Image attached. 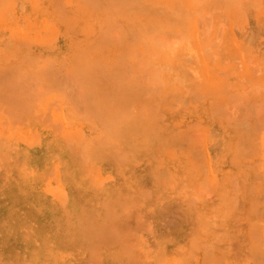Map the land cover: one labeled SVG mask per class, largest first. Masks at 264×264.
Here are the masks:
<instances>
[{
	"label": "rangeland",
	"instance_id": "obj_1",
	"mask_svg": "<svg viewBox=\"0 0 264 264\" xmlns=\"http://www.w3.org/2000/svg\"><path fill=\"white\" fill-rule=\"evenodd\" d=\"M69 1L70 0H58V2H62L61 4L59 3L60 6L63 4L61 7L57 6L58 9L62 8L61 10H66L72 7L74 8L72 13L63 11L66 15H62L58 11H55L58 9H56L57 7L53 2H56L57 5V0H46L49 9H51V16H49V18L53 20L52 22L54 25L55 23L58 25V27L56 26L52 31L54 35L49 37L45 31H43L40 36H36L32 34L33 32L30 30L31 26L32 29L40 32L43 24L39 17V11L34 9L35 6H32V4L35 3L34 0L0 1V71L4 73V77L7 76L5 75L7 72L5 69L8 66L11 68L10 65H12L13 67L10 69V75L8 74L9 72L6 73L8 74L7 77L10 78L11 76L10 79L12 81H14L13 79L18 81L19 75L20 79L18 82H20V86H26L27 90H25L26 87L23 86L25 88L24 91L29 92V94H25L24 91L20 92L22 94L20 98L18 97L17 99L18 104H12L10 99H6V96L8 95V97H11L14 94L13 90H17L20 87L14 86V88L6 84L10 88L8 87L9 90L5 91L7 89L5 88L7 87L5 83H8L6 80L9 81L10 79L2 78V73L0 72V79L6 81L3 82V80H0V82H2L0 83V87H2L0 89L2 90L0 91L2 94H0V264H170L171 262L172 264H201V262H205L201 261V259L204 258L205 255V258H207V254H211L209 261L213 260L214 264H264V220L261 219L264 218V214H262L264 212V198L262 197L264 196L262 195L261 197L259 193V196L257 195L259 190L262 191V185L264 186V0H174V2H178L176 4L172 2L173 0H153V2L150 0H134V2L130 0L132 1L131 3L129 0H122V5L120 6L121 1L118 6V9L121 8V10H118L121 14L115 11L117 8L114 10H112V8H110L111 10L109 9V5L111 4L110 0L108 6L105 1H100L102 4L98 3V5L93 6L96 12L92 9L93 7H91V4H83L79 2V0H71V3ZM126 1L130 4H127ZM154 1L156 2L153 5ZM169 4H171V6L173 4L174 7L177 6L176 11L175 8L172 9ZM186 6H188V9L185 8ZM122 7L124 9H122ZM196 11H199L198 13L200 14H194ZM56 17L62 19L60 23L59 19ZM205 19L209 20L207 21ZM66 25L68 27L67 30V27L63 29V26ZM152 25H154L155 28H153L154 26ZM69 29L71 30L68 31ZM171 30L172 33H170L169 36L168 34ZM114 31L117 32L118 35ZM166 32H168V34ZM13 34H19L17 39L22 45L17 43V40L15 41L12 39L11 36ZM154 35L160 36V40ZM176 35L177 37H180V35H183V38L184 36L185 38L187 37V40L185 38V40L183 38L181 39L187 41L188 44L180 40L182 44L179 45L174 42L177 45H173L171 43L173 42L171 36L176 37ZM130 36L135 38L133 39ZM151 36L153 41L156 37L160 44L168 37L167 41L169 44L166 41V45L168 44V46H163L165 45L164 41L163 44L159 46L168 49H159V42H153L150 39ZM163 36H165V38H163ZM177 37L175 39H180ZM152 42L155 43V45ZM41 43L42 45L40 46ZM75 43H79V45ZM156 44L157 47H155ZM171 44L173 47L175 46L174 48L176 49L174 51L172 50L174 55L171 52L173 56L168 52L171 51L169 48V45L170 47L172 46ZM183 45L187 46L183 48ZM177 46L178 48H176ZM179 46H181V48ZM161 49L163 50L161 51ZM179 49L182 52L186 49L187 53L185 52L184 55ZM152 54L156 55L155 57L157 59L152 58ZM181 55L184 56L178 58ZM74 56H78L80 59L83 58V60H80L82 65L94 61L97 64L96 72L94 69V73L96 74L101 71V74L105 75L115 69V65H111L112 63L117 64L116 66L121 64L123 68L119 67V70L121 69L122 71L126 69L127 71L132 70V68L135 69L133 66L137 64L141 65H139L141 68L140 70H144V66L146 67L145 64L148 66L150 64H152V66L158 64V66L160 65V67L166 71L160 73L162 76H160V80L162 81L163 79V84H165L167 79L169 81V78L174 81L178 79H176V76L180 78L182 76L180 72L182 68L180 69V67H183V74L184 70L187 68V70L190 69L192 73L189 72L186 74H198L196 75L199 77L198 81L201 79L200 82L204 83V86L205 84L207 85L205 88L209 90V92H206L207 90L203 89V85L200 86V83L197 81L198 84H194L200 88L197 87L195 90L196 86L194 85L195 87L192 89L195 91H188V89L192 87L193 81L195 82L196 79V77L194 79L191 75L190 78H193L192 83H190V78L188 80L189 75L188 77L185 75L187 79L185 78L183 80L189 81H187L188 83L185 81V84L189 86L190 83L191 86H189L187 91L194 93L193 96L190 93L187 94L188 97L184 96L187 85L185 88L183 85L182 87L179 85L184 81L179 80L180 83L178 86L177 83H175L178 81H173V84L168 86L170 82L172 83L170 80V82L167 81L168 84L160 86L159 83L161 81L159 80L160 82L158 85V77L156 79L158 73L155 71L163 70L156 66L153 67L156 69H154V71L152 70L156 75L153 74L154 76L151 77L148 71L147 73L150 78L156 79L157 82L156 80H150L149 77L145 78V76H148L146 75L145 68V76L144 74L143 76L147 80L145 82H148V84H143L145 79L142 80V74H139V78L136 79V82L131 78L133 75H131L130 71H128L130 73L129 78H127L129 73H122L121 78H125L126 76V83L122 81V83L119 82V85L121 83L119 88L121 90H126L130 84L136 82L135 88H132L133 85L130 87L132 90L136 89L137 91H132L129 87L128 89H130L131 92H129L130 94L128 93V97L132 94L134 96H130L131 98L128 99L127 97L122 98L121 95H123L124 92L117 93V95L119 94L118 97L115 95L117 104L114 102L115 104L112 105L114 97L110 98L109 101H105L106 99L103 100L104 97L102 94L95 93L96 89L99 88V86L101 87L103 83L99 82L97 79L87 82L86 75L84 74L85 71L82 69L77 59L74 61ZM211 56H216V58H212ZM208 57L213 59L214 64H212V60L210 61L211 64H209L210 59ZM132 63H134V65H132ZM177 64V68L180 70L175 67ZM17 65H19L20 68L22 67V69L19 70V66ZM130 65L131 68H127V66ZM138 65L136 66V70L139 68ZM167 67L168 69H172V71L173 68H176L174 70L177 74L170 72V69L168 71ZM9 68L6 70H9ZM14 69L18 71L15 73L13 71ZM56 70L58 75L61 73L59 77L58 75H52L56 74ZM133 70L132 72H134ZM51 72L52 74H50ZM167 72L170 73L171 77L173 75H175V77L171 78ZM62 74L66 78L61 76ZM203 74L206 76L204 77ZM210 74H212L211 78H209ZM27 77L30 80H28ZM140 77L142 78L140 79ZM164 77H166V80H164ZM56 78V81L59 83L63 81L67 83L69 80L66 86H70L66 88L63 86L65 84L62 83L61 87V84L58 85L59 83H55L56 81L54 79ZM121 78L120 80H122ZM131 79L134 81L132 82ZM129 80H131L130 84ZM150 81H154L155 83H153L155 86L152 82L149 86ZM30 82L34 84L35 87L33 85V88H31L30 86L32 84ZM73 82L76 87L72 88V85L74 86ZM52 83L55 84V86L52 85ZM222 83L225 88L222 87ZM224 83H227L228 86L227 84V87L224 86ZM218 84H221L223 90ZM2 85L5 87L3 88ZM28 85L30 86L28 87ZM108 86H110V84ZM147 86L149 90L152 88L151 90L154 91L151 92V90L149 91L148 89L146 91L145 89L148 88ZM156 86H158V90H156L157 88L155 89ZM60 87H65L64 89L69 90H65L64 92V89H59ZM69 87L74 89L73 93L71 91L72 89ZM91 87H93V90L88 93ZM121 87L125 88L123 89ZM219 88L221 90H218ZM10 89L13 91L12 94L9 93ZM33 89H35V91ZM250 89L257 93V96L254 94V97L256 98L255 101L258 103H249V101L245 103L247 107H249L248 104L252 105L253 109H251V111L255 110V108L259 110L255 114L252 113L254 111H248L251 105L248 109L246 107L247 111L244 109L245 105L240 106V108L244 110H241L242 112H247L245 113L246 115H244V120L246 118L250 120V123H248L249 125L254 122L251 127L247 124L249 128L245 126L247 123L246 121L244 122L242 119L243 121L241 122L242 125H244L243 130L246 132L242 131L244 135L248 134L249 130L251 134L249 133L248 135L252 137V140L248 138L249 136L244 137L245 141L249 139L250 142L248 146H252L251 149L250 147L247 148V146H242V148L244 150H253L252 155L253 153L255 154V156L248 155L249 157L246 155L247 157L244 158V152V156L237 153L241 148L237 150L234 136L236 135L237 127L239 126L240 128V126H242L240 123L241 120L236 118L237 116L239 118V112H241L238 106L240 103L238 102L244 103L243 99L246 98V101L248 95H246L242 101H240L241 98L236 100L238 101L237 107H231L234 103L232 105L229 104L231 106L228 104V106H225L224 104V107H221H230L231 109L228 108L227 111L229 113L225 111L226 108L218 109V107L222 104L220 103V99L223 100L222 102H230V100L227 99L229 96L227 95L228 93H225L226 97L223 94L221 95L220 91L229 92V94H234L233 92L236 94L239 92L240 97L241 91H243L245 95ZM198 90L199 92H197ZM216 90H218L217 93ZM66 91L67 93L68 91L71 92L67 94ZM78 91L80 92L79 95L83 103V107L81 106L82 113L79 112L77 109L78 107H75L78 101ZM84 91H86L87 94H85L86 92ZM145 91L147 93H145ZM196 92L200 93L199 96L196 95ZM210 92H213L212 94L214 97H212ZM4 93H9L11 96L7 94L5 96L6 98L3 99ZM71 93L75 94V96L73 95L72 97ZM29 95L31 98H28ZM88 95L91 97L89 98ZM190 95L193 98L194 96L196 97L193 99ZM25 96L30 100L29 103L27 99L26 101L23 99ZM48 96L49 98L51 97V99H49ZM251 96H253V94ZM119 97L120 99H118ZM182 97L184 99H182ZM32 98L36 103H31ZM80 98L78 97L81 102ZM233 98H231V100H233ZM19 99L20 103L23 104H21L22 106L19 104ZM208 99L209 101L212 100L211 102L214 103L213 106L211 102H207ZM252 99L253 98H251V102L254 101ZM5 100L9 101V104ZM213 100L219 101V105L215 104L216 102ZM47 101L48 103H46ZM50 101H53L52 104ZM23 102L27 105L31 103L30 106L32 107L28 105V108H33L30 110L31 112H28L29 109L24 106L25 104ZM49 102L50 105L55 104L56 106L54 105L48 108L50 118H47L48 114L46 113L48 111L46 110ZM72 102L76 104L74 105ZM203 103H205V106ZM32 104L37 105L33 106ZM208 104L210 105L208 106ZM253 104L257 105L258 108ZM129 105L131 109L129 108L127 111L126 109H128ZM133 105L134 107H132ZM137 105L141 107L138 108L140 110L139 113L143 110L142 106L145 105L144 112L150 120H148V118L145 120V113H138ZM177 105L180 106L178 107ZM234 105L236 106V103ZM126 106L128 107L125 108ZM18 107L22 109L25 107L28 111H24V113L22 112L23 110ZM36 107L37 109H34ZM62 107H64V109ZM67 107H69L70 111L69 109L67 110ZM123 107L125 110H123ZM170 107L171 109H169ZM215 108L217 112L214 111V113L211 110ZM79 109L81 108L79 107ZM120 109H122L121 112ZM179 109H183L184 111H178ZM34 110L36 111L34 112ZM73 110L75 113L72 112ZM198 110L201 113H199ZM45 111L46 113L44 116L43 113ZM192 111H194L195 114H193ZM177 112H179V114ZM209 112H211V115ZM219 112L222 113V115L223 113L227 115L221 116ZM212 113H218V116H216L217 114L214 116ZM250 113L252 115H250ZM73 114L78 118H76L75 115L73 116ZM137 114H139V116ZM43 116L44 119L46 118V121L42 118ZM242 117L241 115V118ZM250 118H253L252 121ZM41 119L45 122L42 123L43 121L41 122ZM233 119L239 121L237 122L239 125L236 123L238 125H236V129L235 126L233 128V126L230 127L228 124L229 120L230 122L232 121V124H235L233 123L235 122ZM137 120L139 122H137ZM143 120L147 123H152L151 126V123L148 124L150 126L149 131L152 133L148 130L144 132L148 127H146L147 124L145 122V124L143 123ZM133 121H136L137 125L135 122L133 123ZM140 122L142 123L140 124ZM134 126H136L135 130L132 129ZM66 127L68 128L66 129ZM137 127L138 129H136ZM151 128L153 129L152 131ZM155 128L157 131H155ZM246 129L248 130L246 131ZM138 130L140 132H138ZM190 131H192L193 134L192 132L190 133ZM240 132L241 131H239V133ZM145 133L152 135V138L149 135L150 138L144 136ZM185 134H187L186 137H184ZM240 135L242 138L243 136L241 133ZM76 136L78 139L75 138ZM62 137L63 140L68 141V143L64 141L61 142ZM103 137H105L104 139L106 140V137H108V139L110 138L111 142L107 140V144L104 146L105 141ZM180 137L188 141H183ZM150 139L153 140L150 141ZM233 139L236 146H234V144L232 145V143H234L232 141ZM236 139L239 138L237 137ZM180 140L183 141L184 144ZM179 141L185 146L183 149H179L182 148L178 145L180 143ZM120 142H125L123 144L124 146L120 145ZM198 142H200L199 146ZM196 143L198 147H194ZM241 143L239 141L238 144ZM64 144H69L68 150L66 148L67 145L65 146ZM111 144L115 145L113 146ZM165 144L169 147H165ZM246 144L244 143V145ZM235 147L236 150L233 151ZM238 147H240V145ZM22 148L25 149L23 150ZM158 148L159 150L161 148V150L157 151ZM195 148L198 149L195 151ZM172 149L174 151H172ZM198 150L201 151L199 152ZM193 151L196 153L192 155ZM171 152L174 153L173 155H176V157L174 156L175 159L171 158L173 156L169 154ZM249 153L251 152H247V154ZM78 154H81V157H83L80 158ZM197 154H199V156ZM235 155L236 158L234 159ZM197 156L203 159L200 160ZM24 163H26L25 166ZM56 167H58V169ZM241 167L244 168L241 169ZM52 169L54 173H56L55 176ZM261 169H263V171ZM230 175L233 176V178ZM215 177L217 179H215ZM177 179H179L181 183L178 182L179 180ZM230 179H232V181ZM252 179L255 182H253ZM56 181H58L57 183L60 185H58ZM200 181L204 183L209 182L208 184L211 186L209 188L214 187L210 189L214 191H210L208 190L209 188L206 189L208 186L207 183L206 187L205 185L203 186V189H206L207 192L210 191L212 195L209 192L207 193L208 196H206V190L204 191L202 188L198 187V185L201 184ZM195 182H199L200 184L198 183L197 185ZM231 182L235 183L232 184ZM216 183H218L217 186ZM98 185L104 186L100 188ZM233 185L235 187L231 189ZM249 186H253V188L250 187V189ZM231 190L236 192L234 193ZM261 191H259L261 194L264 193ZM243 192L246 194L244 195ZM47 195L49 197H47ZM192 196L194 197V201L191 199ZM204 196L206 198H204ZM232 197L233 199L236 198L234 202L233 199L232 201L230 199ZM190 200L191 202L193 201V203H188ZM261 210L263 211L260 213L259 211ZM246 225L248 227L252 225L255 226V228L250 227L255 229L254 232L253 229L249 231L255 234H251L254 238L257 235L256 231L260 228L257 233L261 232L258 233L261 235H259L260 237L257 235L258 238L255 239L259 240L261 238L259 240L261 242H255L254 238L253 242V239L251 240L252 236L250 234L251 237L247 236L248 230L246 231ZM213 234L216 237H213ZM212 237L215 239L217 238V240L215 241ZM251 243L254 245L257 243L256 250ZM246 245L249 249L251 247L250 252ZM259 248L261 252H259ZM202 249H205V251L203 252ZM33 251L36 252L34 253ZM32 255L33 257H31ZM212 255L215 260L212 258ZM218 257H220V259ZM213 263L211 262L209 264Z\"/></svg>",
	"mask_w": 264,
	"mask_h": 264
},
{
	"label": "bare ground",
	"instance_id": "obj_2",
	"mask_svg": "<svg viewBox=\"0 0 264 264\" xmlns=\"http://www.w3.org/2000/svg\"><path fill=\"white\" fill-rule=\"evenodd\" d=\"M0 1H1V0H0ZM34 1H35V3L32 4V6H35L34 9H35V10L37 9V10L39 11V17H40V20H42V23H43V24H42V30H41L40 32H38V31L32 29L31 26H30V30L33 32L32 34H34V35H36V36H40V35L43 33V31H45V32L48 34V37L51 36V35H54V33H53L52 31L54 30V28H55L56 26L58 27V25H56V23H55V25H54V23L52 22L53 20L49 18V16H51V9H49L48 2H46V0H37V1L34 0ZM47 1H48V0H47ZM52 1H54V0H52ZM55 1H56V0H55ZM61 1H62V0H61ZM64 1H65V0H64ZM70 1H71V0H70ZM70 1H69V2H70ZM74 1H76V0H74ZM100 1H102V2L105 1V2L107 3V6H108V4L110 3L109 0H79V2H81V3H83V4H87V3H88V4H91V5H92L91 7L98 5V3H101ZM110 1H111V4L109 5V9L112 8V10H114V9L117 8V10H115V11L118 12L119 14H121L120 11H118V10H121V8L118 9V8H119L118 6H119V4H120V2H121L122 0H110ZM129 1H130V0H129ZM138 1H139V0H138ZM138 1H137V2H138ZM150 1L153 2V0H150ZM175 1H176V0H175ZM57 2H58V0H57ZM108 2H109V3H108ZM124 2H125V1H124ZM127 2H128V1H126V3H127ZM131 2H132V1H130V3H131ZM133 2H134V0H133ZM152 2H151V3H152ZM155 2H156V1H154L153 5L155 4ZM172 2L175 3V4L178 3V2H174V0H173ZM59 3L61 4L62 2H58L57 5H56V2H53V4H54L56 7H57V6H58V7L60 6ZM70 3H71V2H70ZM72 3H73V2H72ZM122 3H123V1L121 2L120 6L122 5ZM126 3H125V4H126ZM130 3H127V4H130ZM19 4H21V3H19ZM53 4H52V7L54 8V5H53ZM101 4H102V3H101ZM132 4H134V3H132ZM175 4H174V5H175ZM179 4H180V3H179ZM184 4H185V3H184ZM62 5H63V4H62ZM62 5H61V6H62ZM75 5H76V4H75ZM123 5H124V4H123ZM151 5H152V4H151ZM153 5H152V6H153ZM156 5H157V3H156ZM159 5H160V4H159ZM169 5L171 6V4H169ZM180 5H182V4H180ZM32 6H31V8H32ZM61 6H60V7H61ZM68 6H69V5H68ZM76 6H77V5H76ZM76 6H75V7H76ZM124 6H126V5H124ZM129 6H131V5H129ZM200 6H201V5H200ZM213 6H214V5H213ZM217 6H218V5H217ZM56 7H55V8H56ZM58 7H57L56 9H58ZM131 7H132V6H131ZM154 7H156V6H154ZM168 7H169V6H168ZM171 7H172V9L175 8V11H176V7H177V6L174 7L173 4H172ZM182 7H183V6H182ZM187 7H188V6H186L185 8H187ZM214 7H215V6H214ZM69 8H70V7H69ZM199 8H200V7H199ZM199 8H198V9H199ZM215 8H216V7H215ZM22 9H23V8H22ZM32 9H33V8H32ZM61 9H62V8H60V9H58V10H55V11H58V12H59L60 14H62V15H66L65 12H63V11H66V12H69V13H72V12L74 11V8H73V7L70 8V9H66V10H61ZM63 9H64V8H63ZM83 9H84V8H83ZM92 9L94 10V7H93ZM107 9H108V8H107ZM122 9H124V8L122 7ZM170 9H171V8H170ZM187 9H188V8H187ZM20 10H21V9H20ZM110 10H111V9H110ZM192 10H193V9H192ZM21 11H22V10H21ZM94 11H95V10H94ZM122 11H123V10H122ZM122 11H121V12H122ZM159 11H160V10H159ZM170 11H172V10H170ZM173 11H174V10H173ZM177 11H178V8H177ZM185 11H186V10H185ZM36 12H37V11H36ZM95 12H96V11H95ZM141 12H142V11H141ZM198 12H199V11H198ZM198 12L196 11V13H194V14H198V15H199L200 13H198ZM203 12H205V11H203ZM203 12H202V13H203ZM8 13H9V12H8ZM75 13H76V12H75ZM143 13H144V11H143ZM145 13H146V11H145ZM162 13H163V12H162ZM172 13H173V12H172ZM174 13H176V12H174ZM185 13H186V12H185ZM5 14H6V13H5ZM78 14H79V12H78ZM86 14H87V13H86ZM91 14H92V13H91ZM164 14H165V13H164ZM170 14H171V13H170ZM9 15H10V14H9ZM185 15H186V14H185ZM6 16H7V15H6ZM177 16H178V15H177ZM208 16H209V15H208ZM208 16H207V17H208ZM205 17H206V16H205ZM52 18H53V17H52ZM56 18L59 19V23H60V20H62V19L59 18V17H56ZM202 18H203V17H202ZM107 19H108V18H107ZM215 19H216V18H215ZM155 20H156V19H155ZM159 20H160V19H159ZM205 20H207V19H205ZM208 20H209V19H208ZM208 20H207V21H208ZM157 21H158V20H157ZM157 21H156V22H157ZM174 21H175V20H174ZM174 21H173V23H174ZM118 23H119V22H118ZM151 23H152V22H151ZM157 23H158V22H157ZM208 23H210V22H208ZM63 24H64V23H63ZM163 24H164V23H163ZM168 24H169V23H168ZM170 24H171V22H170ZM155 25H156V24H155ZM116 26H117V25H116ZM119 26H120V25H119ZM152 26H154V25H152ZM200 26H201V24H200ZM64 27L66 28L67 25H66V26H63V29H64ZM104 27H105V26H104ZM148 27H149V26H148ZM148 27H147V28H148ZM156 27H157V26H156ZM179 27H180V26H179ZM71 28H72V27H71ZM94 28H95V26H94ZM149 28H150V27H149ZM149 28H148V29H149ZM153 28H155V26H154ZM153 28H152V29H153ZM180 28H181V27H180ZM67 29H68V27L66 28V30H67ZM72 29H73V28H72ZM120 29H121V28H120ZM57 30H58V29H57ZM66 30H65V31H66ZM70 30H71V29H69L68 31H70ZM149 30H150V29H149ZM172 30H173V29H172ZM172 30H171V32H169V34H168V32H166V33L170 36V33H172ZM65 31H64V32H65ZM111 31H112V29H111ZM115 31H117V30H115ZM115 31H114V32H115ZM120 31H121V30H120ZM122 31H123V30H122ZM147 31H148V30H147ZM176 31H177V30H176ZM178 31H179V29H178ZM109 32H110V31H109ZM148 32H149V31H148ZM158 32H159V31H158ZM158 32H156V33H158ZM163 32H165V31H163ZM173 32H174V31H173ZM56 33H58V32H56ZM111 33H112V32H111ZM115 33H117V32H115ZM115 33H114V34H115ZM159 33H160V32H159ZM166 33H165V35L167 36ZM181 33H183V32H181ZM181 33H179V34H181ZM184 33H186V32H184ZM130 34H131V33H130ZM145 34H146V33H145ZM154 34H155V33H154ZM174 34H175V33H174ZM174 34H172V35H174ZM179 34H178V35H179ZM18 35H19V34H13L11 37H12L13 40H15V41L17 40V43H20V42L18 41V39H17ZM108 35H109V33H108ZM117 35H118V33H117ZM131 35H132V34H131ZM159 35H160V34H159ZM32 36H33V35H32ZM60 36H61V35H60ZM114 36H115V35H114ZM134 36H135V35H134ZM154 36H157V38H159L158 40H160V36H161V35H160L159 37H158V35H154ZM154 36H153V37H154ZM30 37H31V36H30ZM130 37H131V36H130ZM161 37H162V36H161ZM176 37H177V35H176ZM176 37L171 36V39L173 38V40H172L173 42H171V43H172L173 45H175V46H176L177 44H179V45L182 44L180 40H183V39L185 38V36H184V38H183V35H182V36L180 35V37L178 36L180 39H175ZM178 37H177V38H178ZM112 38H113V37H112ZM131 38H133V37H131ZM134 38H135V37H134ZM134 38H133V39H134ZM157 38L155 37V38H154V41H153V40H152V36L150 37V39H151L153 42H155V43H158V42H159V41L157 40ZM163 38H165V36H163ZM181 38H183V39H181ZM186 38H187V37H186ZM186 38H185V39H186ZM193 38H194V37H193ZM65 39H66V38H65ZM109 39H110V38H109ZM126 39H127V38H126ZM167 39H168V37H167L165 40H163V41L165 42V45H163V46H168L169 42L167 41ZM169 39H170V38H169ZM185 39H184V40H185ZM31 40H32V39H31ZM116 40H117V39H116ZM128 40H129V39H128ZM155 40H156V41H155ZM174 40H175V41H174ZM178 40H179V43H178ZM184 40H183V42H184V43H185V42L187 43V41H184ZM186 40H187V39H186ZM4 41H5V40H4ZM8 41H9V40H8ZM15 41H14V42H15ZM35 41H36V39H35ZM50 41H51V40H50ZM50 41H48V42H50ZM82 41H83V40H82ZM112 41H113V39H112ZM114 41H115V40H114ZM157 41H158V42H157ZM161 41H162V40H161ZM163 41L161 42V44H163ZM166 41L168 42L167 45H166ZM170 41H171V40H170ZM31 42H32V41H31ZM149 42H150V41H149ZM153 42H152V43H153ZM174 42H176L177 44L174 43ZM7 43H8V42H7ZM29 43H30V42H29ZM43 43H44V42H43ZM50 43H51V42H50ZM105 43H106V42H105ZM150 43H151V42H150ZM155 43H153V44L155 45ZM186 43H185V44H186ZM20 44L22 45V43H20ZM30 44H31V43H30ZM47 44H48V43H47ZM52 44H53V42H52ZM75 44H78V45H79V43H75ZM75 44H74V45H75ZM161 44H160V42H159L158 47H159ZM172 44H171V45H172ZM187 44H188V43H187ZM189 44H190V43H189ZM7 45H9V44H7ZM34 45H35V44H34ZM41 45H42V43L40 44V46H41ZM173 45H172L171 47H170V45H169V48L171 49V51H168L169 54H171V52H172V54H173V51L176 50V49L174 48L175 46L173 47ZM2 46H3V45H2ZM30 46H33V45H30ZM45 46H46V45H45ZM47 46H48V45H47ZM49 46H50V44H49ZM55 46H56V45H55ZM57 46H58V45H57ZM67 46H68V45H67ZM67 46H66V47H67ZM163 46H162V47H159V49H160V48H165V47H163ZM186 46H187V45H185V46L183 45V48H185ZM188 46H189V45H188ZM33 47H34V46H33ZM155 47H157V44H156ZM172 47H173V49H172ZM179 47L181 48V46H179ZM42 48H43V47H42ZM146 48H147V46H146ZM176 48H178V46H177ZM183 48H182V49H183ZM72 49H73V48H72ZM157 49H158V48H157ZM165 49H168V48H165ZM182 49H181V50H182ZM189 49H190V48H189ZM39 50H40V49H39ZM162 50H163V49H161V51H162ZM172 50H173V51H172ZM194 50H196V49H194ZM43 51H44V50H43ZM59 51H60V50H59ZM59 51H57V52H59ZM65 51H67V50H65ZM136 51H137V50H136ZM179 51H180V49H179ZM186 51H187V50L185 49L184 52H182V51H180V52H182V53L185 55V52H186ZM190 51H191V49H190ZM192 51H193V50H192ZM228 51H229V50H228ZM63 52H64V51H63ZM129 52H131V51H129ZM89 53H90V52H89ZM153 53H154V52H153ZM177 53H179V52H177ZM186 53H187V52H186ZM189 53H190V52H189ZM46 54H47V53H46ZM51 54H52V53H51ZM55 54H56V53H55ZM58 54H59V53H58ZM61 54H62V52H61ZM172 54H171V56L174 55V54H173V55H172ZM47 55H48V54H47ZM184 55H181V56H179V57L177 56V57L180 58V57H182V56H184ZM223 55H224V54H223ZM55 56H56V55H55ZM57 56H58V55H57ZM135 56H136V55H135ZM151 56H153L152 58H156V57H155L156 55H154V54H152ZM13 57H14V56H13ZM157 57H158V56H157ZM211 57H212V56H211ZM214 57L216 58V56H214ZM214 57H212V58H214ZM222 57H223V56H222ZM8 58H9V57H8ZM204 58H205V56H204ZM204 58H203V59H204ZM208 58L210 59V60L208 59L209 62L212 60L211 62H212V64H214L213 59L210 58V57H208ZM73 59H74V61H76V59H77V60L79 61V64H81V63H80V60H83V58L80 59L78 56H74ZM150 59H151V57H150ZM156 59H157V58H156ZM158 59H159V58H158ZM227 59H228V58H227ZM101 60H102V59H101ZM101 60H100V61H101ZM154 60H155V59H154ZM214 60H215V59H214ZM100 61H99V62H100ZM135 61H136V60H135ZM159 61H160V59H159ZM203 61H204V60H203ZM217 61H218V60H217ZM28 62H29V61H28ZM122 62H123V61H122ZM175 62H176V61H175ZM175 62H174V63H175ZM211 62H210L209 64H211ZM229 62H230V61H229ZM29 63H30V62H29ZM134 63H135V62H134ZM134 63H132V65H134ZM139 63H142V62H139ZM177 63H178V61H177ZM226 63H227V62H226ZM5 64H6V63H5ZM63 64H65V63H63ZM100 64H101V63H100ZM124 64H125V63H124ZM207 64H208V63H207ZM215 64H216V63H215ZM98 65H99V64H98ZM111 65H113V66L115 65V66H114L115 69H114L112 72H109L108 74L105 75V74H101V71H100L99 73H96V74L94 73V69H95V72H96V68H97V64H96L94 61L87 62L85 65H82V64H81L82 69L85 71L84 74L86 75V81H87V82H91V81L97 79V80H99V82H102V83H103V85H101V87L99 86V88L96 89L95 93H100V94H102V96L104 97L103 100L106 99L105 101H109L110 98L114 97V98H113L114 101L112 102V105L115 104L114 102L117 101V100H115V98H116L115 95H117V93H123V92H124V94L121 95V96H122V98H123V97H124V98L127 97V99H128V98H131L130 96H134V95L132 94V95H129V97H128V93L131 92V90H132V89H131V87H132L131 85H133L132 88H135L134 86L136 85V82H137L136 79L139 78V74H140V75L142 74L141 76H142L143 78L140 77V79L142 78V80H143V79L149 77V74H150V76L152 77V76H154L153 74L156 75V73H158L157 76H156V79H157V77H158V79H157L158 82H157L156 79H152V78L149 77L150 80H151V79L154 80V81L156 80V82H157V84H158V83L161 81V80H160V76H161L160 73H163V72L165 71V69H163L162 67H160V65L158 66V64H157L156 66L160 67V69L162 68L163 71L158 70V71H155L156 73L152 72V70L154 71V69H156V68H153V67H156V66H152V64H150L149 66H148L147 64H145L146 67L143 65V66H144V70H143V69L140 70V69H141V68H140L141 65L139 64V65H140V66H139V65L137 64V65L139 66L138 70H136V69H137V67H136L137 65H136V66H133V67H135V69L132 68V70L134 69V70H133L134 72H132V70H128V71L131 72V75H133V77H131V78L134 79L136 82H134V84H133V83L130 84V82H131L132 79L129 80V84H130L131 87L129 86V84H128V86L130 87L131 90L128 89L129 87H128L126 90H121V89L119 88V86L121 85L122 82H125V81H126V76L123 74V75L125 76V78L123 77V78L125 79V80H124L123 78H121V77H122L121 74H122V73H126V72H127V74H128L129 72L127 71L126 68H125V69H126L125 71H122L121 69L119 70V67L123 68L121 64H120V65L118 64V66H116L117 64L112 63ZM111 65H110V66H111ZM175 65H176V63H175ZM10 66H11V68L13 67L12 65H10ZM17 66H19V65H17ZM104 66H105V65H104ZM147 66H148V68H147ZM161 66H162V65H161ZM216 66H217V65H216ZM1 67H4V66H1ZM98 67H99V66H98ZM129 67L131 68V65H130V66H127V68H129ZM150 67H152L153 69L150 68ZM158 67H157V68H158ZM175 67L177 68V67H178V64H177V66H175ZM8 68H9V66L6 67V69H8ZM11 68H9V70H6V69H5V71L9 72V73H8L9 75H10V69H11ZM112 68H113V67H112ZM145 68H146V75H148V76H145V73H144ZM149 68H150V70H149ZM164 68H166V67H164ZM176 68H173V71H172V69L169 68V69L171 70L170 72H173L174 74H177L176 71L174 70V69H176ZM181 68L183 69V67H180V69H181ZM17 69H18V67H17ZM17 69H14L13 71L16 73V71H18ZM20 69H22V67L20 68V66H19V70H20ZM147 69H148V70H147ZM167 69H168V67H167ZM169 69H168V71H169ZM177 69L180 70L179 68H177ZM182 69L180 70V72H181V74H182V76H183V77L181 76L180 78H182V79H180L179 77L176 76V79H177V78H178V79L175 80V81H178V82H175L174 80L170 79V78H169L170 73L167 72V73L169 74V75L167 74V75H168V78H169V81H168V79H167V81L170 82V80H171L172 83L170 82V83L168 84V82L166 81L167 83L165 82V84H168V86H169L170 84H173V81H174L175 83H177V86H178V84L180 83L179 80H180V81H184V82L180 83L179 85H180L181 87H182V85H183L184 88H185L186 85H187V88H185V90H186L185 93H186V94L184 93V96H185V97H186V96L188 97L187 94H189L192 90L195 91V90L197 89L198 86L195 85V84H198L197 82L200 83V84H199L200 86L203 85L204 83H201V82H200L201 79L198 81V78H199V77L196 76V75H198V74H196V73H195V75H194V74H192V75H191V74H186V73H189V72L192 73V71H191L190 69H189L190 71L187 70V68H186V70H184V74H183V73H182V72H183ZM1 70L3 71L2 68H1ZM135 71H136V72H135ZM147 71L149 72V74L147 73ZM159 71H160V72H159ZM185 71H188V72H185ZM195 71H196V70H195ZM0 72H1V71H0ZM3 72H4V71H3ZM7 72H6V73H7ZM103 72H104V71H103ZM165 72H166V71H165ZM193 72H194V71H193ZM1 73H2V72H1ZM6 73H5V75L8 76V74H6ZM11 73H12V72H11ZM17 73H18V72H17ZM55 73H56V74H52V72H51L50 74L57 76V75H58V74H57V70H56ZM58 73H59V72H58ZM132 73H135V74H132ZM136 73L138 74V76H137ZM60 74H61V73H60ZM60 74L58 75V77L60 76ZM127 74H126V75H127ZM143 74H144L145 78H144ZM151 74H152V75H151ZM1 75H2V76H1ZM1 75H0V76L3 78V77H4V73H2ZM35 75H36V74H35ZM120 75H121V76H120ZM134 75H135V76H134ZM158 75H159V76H158ZM162 75H163V74H162ZM164 75H165V74H164ZM167 75H166V76H167ZM185 75H186L187 77H188V75H189L188 80H189V78H190V75L193 76L194 79H195V77H196L195 82L193 81V83H192L193 78H192V77L190 78V83H192V87H190V89H188L189 86H191L190 83H189V86H188V84H185V81H186V80H183V79H185V78L187 79V77H186ZM211 75H212V74H210V76L208 75L209 78H211ZM7 76H5L4 78H8ZM61 76H64V75L62 74ZM129 76H130V73L127 75V78H129ZM184 76H185V77H184ZM203 76H204V74H203ZM205 76H206V75H205ZM205 76H204V77H205ZM52 77H53V76H52ZM64 77H65V76H64ZM64 77H63V78H64ZM135 77H137V78H135ZM161 77H162V76H161ZM170 77H171V75H170ZM172 77H175V75H173ZM172 77H171V78H172ZM10 78H11V76H10ZM10 78H8V79H10ZM25 78H26V76H25ZM54 78H55V77H54ZM65 78H66V77H65ZM67 78H69V77H67ZM120 78H121L122 80H120ZM12 79H13V78H12ZM16 79H17V78H16ZM19 79H20V76L18 75V81H19ZM27 79L30 80L28 77H27ZM59 79H60V78H59ZM61 79H62V77H61ZM70 79H71V78H70ZM0 80H1V81L3 80V82L5 81L4 79H0ZM10 80H11V79H10ZM10 80H9V81L6 80L8 83H5V85L7 84V85H9V86H11V87H14V86H15V87H20V88H18V89L16 88L17 90L14 89V90H13V91H14V94H13L12 96H11L10 94H12L13 91H12V89H10V91H9L10 94H9V93H7V94H9V96H11V97H13V98L8 97V95L4 93V94H3V95H4V98H3V99H5V98L7 97L6 99H8V100L10 99V102H11L12 104H15V103L18 104V100H17V99H18V97L20 98V96H21V94H22V93H20V92H23L24 89H25L24 87H26V86H24V85L20 86V82L15 81V79H13L14 81H12V80L10 81ZM22 80H23V79H22ZM25 80H26V79H25ZM28 80H27V82H28ZM54 80L56 81L57 78L54 79ZM63 80H64V79H63ZM63 80H62V81H63ZM67 80H68V79H67ZM71 80H72V79H71ZM123 80H124V81H123ZM127 80H128V79H127ZM134 80H132V82H133ZM159 80H160V81H159ZM164 80H166V77H164ZM188 80H187V81H188ZM6 81H5V82H6ZM23 81H24V80H23ZM121 81H122V82H121ZM139 81H140V80H139ZM145 81H147V80L145 79L143 84H146V83L148 84V82H145ZM154 81H150L149 86H150ZM162 81H163V79H162ZM162 81H161V82H162ZM187 81H186V83L189 82V81H188V82H187ZM196 81H197V82H196ZM37 82H38V81H37ZM64 82H65V81H63L62 83H64ZM68 82H69V80H68ZM68 82H67V83H64L65 85H63V86H65L66 88H67L68 86H70V85L66 86V85L68 84ZM94 82H95V81H94ZM119 82H121L120 85H119ZM151 82H152V83H151ZM161 82L159 83L160 86H161V85H165V84H163V82H162V84H161ZM225 82H226V81H225ZM0 83H2V82H0ZM22 83H23V82H22ZM28 83H29V82H28ZM30 83H31V82H30ZM55 83L58 84L59 82L56 81ZM62 83L60 82L58 85L61 84V87H62ZM102 83H101V84H102ZM125 83H126V82H125ZM125 83H124V84H125ZM127 83H128V82H127ZM140 83H141V82H140ZM154 83H155V82H154ZM154 83H153V85L155 86ZM194 83H195V84H194ZM3 84H4V83H3ZM31 84H32V83H31ZM57 84H56V85H57ZM73 84H74V82H73ZM98 84H99V83H98ZM109 84H110V86H108ZM157 84H156V85H157ZM159 84H158V85H159ZM184 84H185V85H184ZM226 84H227V83H226ZM226 84L224 83V86H226ZM7 85H6V86H7ZM33 85H34V84H32L31 86L28 85V87L30 86L31 88H33ZM52 85L55 86V84H53V83H52ZM71 85H72V84H71ZM153 85H152V87L154 88ZM174 85H175V84H174ZM174 85H173V86H174ZM194 85H195L196 87H195ZM219 85H220V88H221V84H218V86H219ZM2 86H3V85H2ZM9 86H7V87L3 86V88H4V87L7 88L5 91H8V90H9V89H8ZM23 86H24V87H23ZM125 86H126V85H125ZM170 86H171V85H170ZM206 86H207L206 84H205V86L203 85V89L207 90V89L205 88ZM227 86H228V84H227ZM227 86H226V87H227ZM15 87H14V88H15ZM21 87H22V90H21ZM34 87H35V85H34ZM61 87H60L59 89H64V88H65V87H63V88H61ZM73 87H76V85H75V84H74V86L72 85V88H73ZM137 87H138V85H137ZM147 87H148V86H147ZM194 87H195V90L192 89V88H194ZM213 87H214V86H213ZM222 87H223V83H222ZM235 87H236V86H235ZM1 88H2V87H0V89H1ZM9 88H10V87H9ZM31 88H29V89H31ZM69 88L72 89L71 87H69ZM121 88H123V87H121ZM124 88H125V87H124ZM124 88H123V89H124ZM143 88H144V87H143ZM156 88H157V89H156ZM198 88H200V87H198ZM220 88H219L218 90H221V89H222V88H221V89H220ZM223 88H225V87H223ZM19 89H20V90H19ZM42 89H43V88H42ZM116 89H117V90H116ZM147 89L149 90V87L146 88L145 90L147 91ZM151 89H152V88H151ZM151 89H150V90H151ZM155 89L158 90V86H156ZM160 89H161V88H160ZM175 89H176V88H175ZM187 89H188V91H190V92H188ZM25 90H27V87H26ZM33 90L35 91V89H33ZM33 90H32V91H33ZM36 90H37V89H36ZM65 90H69V89H64V92H65ZM73 90H74V89L71 90L72 93L74 92ZM92 90H93V87L89 88L88 93H90ZM133 90H136V89H133ZM133 90H132V91H133ZM150 90H149V91H150ZM161 90H162V89H161ZM218 90H216V93L218 92ZM222 90H223V89H222ZM0 91H2V90H0ZM5 91H3V92H5ZM11 91H12V92H11ZM71 91H68V93H70ZM136 91H137V90H136ZM146 91H145V93H147ZM153 91H154V90H153ZM153 91L151 90V92H153ZM176 91H177V90H176ZM193 91H192V92H193ZM227 91H228V90H227ZM239 91H241V90H239ZM251 91H252L253 93H252ZM75 92H76V90H75ZM78 92H79V91H78ZM84 92H86V91H84ZM160 92H161V91H160ZM178 92H180V91H178ZM187 92H188V93H187ZM197 92H199V90H198ZM197 92H196V93H197ZM206 92H209V90H207ZM206 92H205V93H206ZM220 92H221L220 94H221V95L223 94L224 96H226L225 93H226V94L228 93L227 95H229V96H228V97L226 96V97H227L228 100H230V102H229V103H228L227 101H226V102H225V101L222 102L223 100L220 99V103H222V104L218 107V109H225L226 107H225V108H221L224 104H225V106H228L229 104L232 105L233 103H234V104L236 103V106H235L234 104H233V106H231V105H229V106H231L232 108H233V107H237V105H238L237 102H238V101H236V100H239V99L241 98L240 101H242V99L245 98L246 95H248V96H247V100H246V101H245L246 98L243 99V100H244V101H243L244 103H242V102H238V103H240V105H238L240 111H241V110L244 111L242 108H240L241 105H243V106L245 105V106H244V107H245L244 109H245L246 111H247L248 108H250V105H251V104H250V105L248 104L249 107H247V104H246L248 101H249V103H254V104L258 103V102L255 101L256 98L254 97V94H255V96H257V93H255L254 90H251V89H250L245 95L243 94V91H241V95H240V97H239V92L236 93V94H235V92H233L235 95H234V94H229V92H225V91H224V92L220 91ZM236 92H237V91H236ZM24 93H25V94H26V93L29 94L28 91H27V92L24 91ZM32 93H33V92H32ZM66 93H67V91H66ZM68 93H67V94H68ZM72 93H71L72 97H73V95L75 96V94H72ZM210 93H211V92H210ZM212 93H213V92H212ZM212 93H211V95H212V97H214ZM0 94H1V92H0ZM28 94H27V95H28ZM79 94H80V92L77 94L78 97L80 98L81 96H80ZM85 94H87V92H86ZM129 94H130V93H129ZM177 94H178V93H177ZM190 94L193 96L194 93H190ZM199 94H200V93H197L196 95L199 96ZM214 94H215V93H214ZM249 94H250V95H249ZM252 94H253V96H251ZM1 95H2V94H1ZM1 95H0V96H1ZM6 95H7V96H6ZM15 95H16V96H15ZM30 95H33V94H30ZM30 95H29V97H28V96H27V97H28V98H31ZM38 95H39V93H38ZM71 95H68V96H71ZM77 95H76V97H77ZM149 95H150V94H149ZM152 95H153V94H152ZM191 95H190V97H191ZM208 95H209V93H208ZM5 96H6V97H5ZM34 96H35V95H34ZM41 96H42V95H41ZM118 96H119V94L117 95V97H118ZM121 96H120V97H121ZM140 96H141V95H140ZM140 96H138V97H140ZM147 96H148V95H147ZM202 96H203V95H202ZM231 96H232V97H231ZM237 96H238V97H237ZM242 96H243V97H242ZM32 97H33V96H32ZM54 97H56V96H54ZM78 97H77V100L79 101ZM88 97H89V95H88ZM90 97H91V96H90ZM90 97H89V98H90ZM120 97H119L118 99H120ZM138 97H137V98H138ZM144 97H145V96H144ZM195 97H196V96H194V98H195ZM226 97H225V98H226ZM233 97H234L235 99H234ZM248 97H249V98H248ZM1 98H2V97H1ZM22 98H23V97H22ZM28 98H26V96H25V98H23V99H25V101H26V99H27V101H28V103H29L30 100H29ZM48 98H49V96H48ZM70 98H71V97H70ZM137 98H135V99H137ZM140 98H141V97H140ZM163 98H164V97H163ZM165 98H166V97H165ZM175 98H176V97H175ZM175 98H174V99H175ZM191 98H193V97H191ZM194 98H193V99H194ZM197 98H198V97H197ZM229 98H230V99H229ZM231 98H233V100H231ZM236 98H238V99H236ZM251 98H253L252 100H254L255 102H254V101L251 102ZM49 99H51V97H50ZM71 99H73V98H71ZM132 99H133V97H132ZM143 99H144V98H143ZM177 99H178V98H177ZM180 99H181V96H180ZM182 99H184V98L182 97ZM189 99H190V98H189ZM227 99H226V100H227ZM248 99H249V100H248ZM33 100H34V99L32 98L31 103H32V102L36 103V102L33 101ZM73 100H76V99L74 98ZM73 100H72V101H73ZM80 100H81V102L79 101L80 103L77 101V104H78V105L80 104L79 106H78L76 103H75L76 105L74 104L75 101L72 102V103L75 105L76 108L78 107L77 109L79 110V112L82 111V107H83L82 98H80ZM129 100H130V99H129ZM195 100H197V99H195ZM5 101H7V100H5ZM16 101H17V102H16ZM105 101H104V102H105ZM118 101H120V100H118ZM181 101H182V100H181ZM181 101H180V103H181ZM211 101H212V100H211ZM211 101H209V99H208L207 102H211ZM213 101L216 102L215 104H218V105H219V103H218L219 101H216V100H213ZM231 101H232V102H231ZM235 101H236V102H235ZM7 102H8V104H9V101H7ZM50 102H51V104H52L53 101H50ZM50 102H49L48 106L50 105ZM120 102H121V101H120ZM138 102H139V101H138ZM182 102H184V101H182ZM245 102H246V103H245ZM23 103L25 104V102H23ZM31 103H30V105H31ZM46 103H48V101H47ZM46 103H45V104H46ZM57 103H58V102H57ZM139 103H140V102H139ZM141 103H142V102H141ZM176 103H177V102H176ZM211 103H212V106H213L214 103H213V102H211ZM211 103H210V104H211ZM241 103H242V104H241ZM19 104H20V106L23 105L22 103H20V99H19ZM21 104H22V105H21ZM37 104H38V103H37ZM37 104H34V105H37ZM43 104H44V102H43ZM53 104H54V103H53ZM66 104H67V103H66ZM66 104H65V105H66ZM116 104H117V102H116ZM143 104H144V103H143ZM177 104H179V103H177ZM203 104H204V106H205V103H203ZM210 104H208V106H209ZM227 104H228V105H227ZM254 104H253V105H254ZM10 105H11V104H10ZM28 105H29V104H28ZM28 105L25 104L24 106H26V107L28 108ZM30 105H29V107H32V106H30ZM32 105H33V104H32ZM34 105H33V106H34ZM54 105H55V104H54ZM54 105H50L49 107L47 106V110H46V111H48V108H50V107H52V106H54ZM61 105H62V104H61ZM61 105H60V106H61ZM130 105H131V104H130ZM130 105H129V107H128V106L125 107V108L128 107V109H126L127 111L129 110ZM140 105H141V104H140ZM140 105H139V107H140ZM174 105H175V104H174ZM218 105H217V106H218ZM18 106H19V105H18ZM41 106H42V105H41ZM41 106H40V107H41ZM45 106H46V105H45ZM55 106H56V105H55ZM63 106H64V105H63ZM81 106H82V107H81ZM135 106H136V104H135ZM144 106H145V105L142 106V107H143V110L141 111L142 114L145 113V112H144V111H145V107H144ZM168 106H170V105H168ZM177 106H178V105H177ZM179 106H180V105H179ZM179 106H178V107H179ZM206 106H207V105H206ZM217 106H216V108H217ZM243 106H242V107H243ZM254 106L256 107L257 105H254ZM64 107H66V106H64ZM64 107H62V108L64 109ZM75 107H74V108H75ZM79 107H80L81 109H79ZM132 107H134V105H133ZM139 107H138V105H137V109H138ZM171 107H173V106H171ZM171 107H170L169 109H171ZM214 107H215V105H214ZM223 107H224V106H223ZM246 107H247V109H246ZM255 107H254V108H255ZM18 108H19V109H22V108H20V107H18ZM18 108H17V109H18ZM140 108H141V107H140ZM149 108H151V107H149ZM155 108H156V107H155ZM207 108H208V107H207ZM216 108H215L214 110H211V111H213V112L216 111V112H217ZM228 108L231 109L230 107H227V108L225 109L226 112L228 111ZM257 108H258V106H257ZM28 109H29V111L26 110L25 107H23V109H22L23 111H22V110H20V111H22V112H24V111L31 112L30 110H32L33 108H28ZM34 109H37V107L34 108ZM68 109H69V107H67V110H68ZM77 109H76V110H77ZM130 109H131V108H130ZM132 109H133V108H132ZM200 109H201V108H200ZM205 109H206V108H205ZM209 109H212V108H209ZM251 109H253V108H252V105H251V108L248 109V111L250 112ZM50 110H51V109H50ZM67 110H66V111H67ZM121 110H122V109H120V112H121ZM123 110H125L124 107H123ZM150 110H151V109H150ZM150 110H149V111H150ZM180 110H181V109H179L178 111H180ZM255 110H256V108H255ZM255 110H252V111H254V112H252V111H251V112L256 114L257 111H258L259 109H257L256 111H255ZM35 111H36V110H34V112H35ZM46 111L43 113L44 116H45ZM66 111H65V112H66ZM69 111H70V109H69ZM127 111H126V112H127ZM133 111H134V110H133ZM139 111H140V110L138 109V113H139ZM151 111H152V110H151ZM181 111L183 112L184 110L182 109ZM208 111H209V110H208ZM242 111H241V112H242ZM62 112H63V111H62ZM72 112H74V110H73ZM124 112H125V111H124ZM141 112H140L139 114H141ZM198 112H199V110H198ZM241 112H239V113L241 114ZM24 113H25V112H24ZM48 113H49V111H48L46 114H48ZM53 113H54V112H53ZM53 113H52V115H53ZM55 113H56V112H55ZM59 113H60V112H59ZM59 113H58V114H59ZM67 113H68V112H67ZM67 113H66V114H67ZM70 113H71V112H70ZM74 113H75V112H74ZM77 113H78V112H77ZM81 113H82V112H81ZM136 113H137V110H136ZM177 113L179 114V112H177ZM186 113H187V112H186ZM190 113H191V112H190ZM192 113L195 114L194 111H192ZM199 113H201V112H199ZM214 113H215V112H214ZM219 113H220V112H219ZM227 113H229V112H227ZM243 113H244V112H242V114H241V115L243 116L242 118H241V115H240V114H239V118H240V119L238 118V116L236 117L238 120H241L240 123L244 120V117H245L244 115H246L245 113H247V112H245L244 114H243ZM62 114H63V113H62ZM66 114H65V115H66ZM86 114H87V113H86ZM139 114H137V115L139 116ZM165 114H166V113H165ZM193 114H191V115H193ZM209 114L211 115V112H209ZM216 114H217V115H216ZM216 114H213V113H212V115H214V116H215V115L218 116V113H216ZM55 115H56V114H55ZM71 115H72V114H71ZM74 115H75V114H73V116H74ZM137 115H136V116H137ZM144 115H146V113H145ZM161 115H162V117H163V114H162V113H161ZM191 115H190V116H191ZM201 115H202V114H201ZM220 115H221V116H226L227 114H224V113H223V115H222V113H220ZM250 115H252V114L250 113ZM44 116L42 117L43 119H44ZM66 116H67V115H66ZM68 116H69V115H68ZM75 116H76V115H75ZM187 116H188V114H187ZM253 116H254V115H253ZM157 117H158V115H157ZM195 117H197V116H195ZM212 117H213V116H212ZM47 118H50V117H49V114H48V117H47ZM71 118H75V117H71ZM76 118H78V117L76 116ZM84 118H85V115H84ZM84 118H83V119H84ZM130 118H131V117H130ZM145 118H146L145 120H147V118H148V120H150L149 117H148L147 115L145 116ZM224 118H225V117H224ZM234 118H235V117H234ZM43 119H41V122L43 121L42 123H44V122L46 121V120H45L46 118L44 119L45 121H44ZM79 119H80V118H79ZM79 119H78V120H79ZM157 119H158V118H157ZM210 119H211V117H210ZM242 119H243V120H242ZM250 119H251V118H250ZM252 119H253V118H252ZM252 119H251V121H252ZM49 120H50V119H49ZM135 120H136V119H135ZM138 120H139V117H138ZM138 120H137V122H139ZM160 120H161V119H160ZM231 120H232V119H231ZM235 120H236V119H233V121H235ZM238 120L235 121V122H233V123H235V124H232V123H231L232 121L230 122V120H229V121H228L229 126H230V127L233 126V128H234V126H235V129H236V127L239 125V124L237 123V122H239ZM84 121H85V120H84ZM226 121H227V119H226ZM245 121H246L247 123H246V124L244 123V124H245V126L248 127V125H249L248 123H250V122H249L250 120H248V119L246 118V119L244 120V122H245ZM74 122H75V121H74ZM85 122H86V121H85ZM134 122H135L136 125H137V122H136V121H133V123H134ZM144 122H145V121L143 120V123H144ZM184 122H185V121H184ZM50 123H51V122H50ZM141 123H142V122H140V124H141ZM145 123L147 124L146 127H148V128H146V129L144 130V132H145L146 130L149 131V130H150L149 128H150V126L152 125L151 122H148V123L145 122ZM145 123H144V124H145ZM149 123H151L150 126L148 125ZM236 123H237L238 125H237ZM253 123H254V122H253ZM253 123H251V124L249 125V127H251V125H252ZM75 124H76V123H75ZM138 124H139V123H138ZM164 124H165V123H164ZM194 124H195V122H194ZM247 124H248V125H247ZM58 125H59V124H58ZM79 125H80V124H79ZM89 125H90V123H89ZM129 125H131V124H129ZM196 125H197V124H196ZM236 125H237V126H236ZM241 125H242V123H241ZM254 125H256V124H254ZM252 126H253V125H252ZM53 127H54V126H53ZM53 127H52V128H53ZM64 127H65V126H64ZM74 127H75V126H74ZM89 127H90V126H89ZM135 127H136V126H134L132 129L135 130ZM139 127H140V126H139ZM195 127H196V126H195ZM249 127H248V128H249ZM254 127H256V126H254ZM254 127H253V128H254ZM33 128H34V127H33ZM67 128H68V127H66V129H67ZM77 128H80V127H77ZM92 128H93V127H92ZM119 128H120V126H119ZM121 128H123V127H121ZM130 128H131V127H130ZM140 128H141V127H140ZM197 128H198V127H197ZM233 128H231V129H233ZM241 128H242V130H241ZM243 128H244V125L240 126V128H239V126H238V127H237V130H236V133H235V131H234V133H235L236 135L239 134L238 136H236V135L234 136V137H235L236 144H237V150L241 148V149L239 150L240 153H239V151H238L237 153L240 154V155H243V154L245 153V157H244V158H246L248 155L255 156L254 153H253V155H252L253 150H252V151L250 150L252 146H248V144H249V142H250L249 139H248L247 141H245V138H244L245 136H249L248 138H251V140H252V137H250V135H248L251 131L249 132V130L246 129V131L248 130V134H245V135H244L243 132H245V130H243ZM63 129H64V128H63ZM90 129H91V128H90ZM90 129H89V130H90ZM123 129H125V128H123ZM126 129H127V127H126ZM136 129H138V127H137ZM164 129H165V128H164ZM235 129H234V130H235ZM251 129H252V128H251ZM251 129H250V130H251ZM254 129H255V128H254ZM87 130H88V129H87ZM91 130H93V129H91ZM91 130H90V131H91ZM152 130H153V129L151 128V131H152ZM255 130H256V129H255ZM76 131H77V130H76ZM80 131H81V130H80ZM96 131H97V130H96ZM155 131H157L156 128H155ZM158 131H159V130H158ZM232 131H233V130H232ZM239 131H241L240 133L242 134V136H243L242 138H244V139L241 138V135H240ZM242 131H243V132H242ZM253 131H254V130H253ZM81 132H82V131H81ZM138 132H140V131L138 130ZM149 132H150V131H149ZM187 132H188V131H187ZM191 132H192V131H190V133H191ZM34 133H35V132H34ZM36 133H37V132H36ZM74 133H76V132H74ZM91 133H92V132H91ZM147 133H148V132H147ZM147 133H145L144 136L147 137V136L149 135V134H147ZM150 133H152V132H150ZM237 133H238V134H237ZM245 133H246V132H245ZM192 134H193V132H192ZM250 134H251V133H250ZM28 135H29V134H28ZM43 135H44V134H43ZM74 135H76V134H74ZM74 135H72V136H74ZM84 135H85V134H84ZM87 135H88V133H87ZM136 135H137V134H136ZM174 135H175V133H174ZM174 135H173V136H174ZM186 135H187V134H185L184 137H186ZM188 135H189V134H188ZM90 136H91V135H90ZM137 136H139V135H137ZM137 136H135V137H137ZM149 136H151V138H152V135H149ZM149 136H148V137H149ZM158 136H159V135H158ZM189 136H190V135H189ZM63 137H64V136H63ZM63 137H62V141H61V142L64 141V140H63ZM80 137H81V136H80ZM82 137H83V136H82ZM176 137H177V136H176ZM237 137H238L239 139H236ZM75 138H77V136H76ZM104 138H105V137H103V140L105 141V143H104V146H105V145L107 144L106 141H107V140H108V141L110 140L109 142H111V139H110V138L108 139V137H106V138H107V140H106V139H104ZM149 138H150V137H149ZM180 138H181V137H180ZM59 139H60V137H59ZM77 139H78V138H77ZM136 139H137V138H136ZM181 139H182L183 141L186 140V139L184 140L183 138H181ZM240 139H241V140H240ZM246 139H247V138H246ZM34 140H35V138H34ZM101 140H102V139H101ZM151 140H153V139H150V141H151ZM237 140H238V141H237ZM146 141H147V139H146ZM180 141H181V140H180ZM180 141H179V142H180ZM183 141H181V142L184 144ZM186 141H188V140H186ZM197 141H198V140H197ZM232 141L234 142V143H232V145L234 144V146H236V145H235V141H234V139H233ZM239 141H240V143H241V142H242V143H241V144H238ZM17 142H18V141H17ZM32 142H34V141H32ZM45 142H46V141H45ZM64 142H65V143H68V141H64ZM76 142H77V141H76ZM109 142H108V143H109ZM112 142H113V141H112ZM114 142H115V141H114ZM181 142H180L178 145H180L182 148H179V149H183V147H185L184 145L181 144ZM247 142H248V143H247ZM48 143H50V142H48ZM102 143H103V142H102ZM118 143H119V142H118ZM120 143H121V142H120ZM124 143H125V142H124ZM124 143H121L120 145H123ZM147 143H148V141H147ZM165 143H166V142H165ZM198 143H199V144H198V146H199V145H200V142H198ZM244 143H245V144L247 143V144L244 145ZM21 144H22V143H21ZM34 144H37V143H34ZM78 144H81V143H78ZM141 144H142V142H141ZM187 144H188V143H187ZM229 144H230V142H229ZM6 145H7V144H6ZM32 145H33V144H32ZM48 145H49V144H48ZM64 145H65V146L67 145L66 148H67V150H68V148H69V144H64ZM111 145H113V144H111ZM114 145H115V144H114ZM114 145H113V146H114ZM118 145H119V144H118ZM145 145H146V144H145ZM149 145H150V143H149ZM165 145H166V144H165ZM239 145H240V147H238ZM251 145H252V143H251ZM8 146H9V145H8ZM8 146H7V147H8ZM25 146H26V145H25ZM30 146H31V145H30ZM100 146H101V145H100ZM109 146H110V144H109ZM123 146H124V145H123ZM141 146H143V145H141ZM198 146H197V143H196L194 147H198ZM234 146H233V147H234ZM242 146H247V148L250 147V149H248V150L245 149V150H244V149L242 148ZM7 147H6V148H7ZM10 147H11V146H10ZM125 147H126V146H125ZM148 147H149V146H148ZM165 147L168 148L169 146L166 145ZM186 147H187V146H186ZM64 148H65V147H64ZM95 148H96V147H95ZM127 148H128V144H127ZM130 148H131V147H130ZM134 148H135V147H134ZM149 148H150V147H149ZM22 149L24 150L25 148H22ZM163 149H165V148H163ZM193 149H194V148H193ZM196 149H198V148H195V151H196ZM199 149H200V148H199ZM205 149H206V148H205ZM225 149H226V148H225ZM23 150H22V151H23ZM70 150H71V149H70ZM130 150H131V149H130ZM134 150H135V149H134ZM158 150H159V148L157 149V151H158ZM160 150H161V148H160ZM160 150H159V151H160ZM234 150H236V147L233 149V151H234ZM3 151H4V149H3ZM58 151H59V150H58ZM106 151H107V150H106ZM125 151H126V150H125ZM144 151H145V150H144ZM162 151H163V150H162ZM172 151H174V150L172 149ZM195 151H193L192 155H193L194 153H196ZM198 151H199V150H198ZM200 151H201V150H200ZM200 151H199V152H200ZM27 152H28V151H27ZM128 152H129V151H128ZM167 152H168V151H167ZM220 152H221V151H220ZM243 152H244V153H243ZM247 152H251V153L247 154ZM25 153H26V152H25ZM107 153H108V151H107ZM107 153H106V154H107ZM123 153H124V152H123ZM144 153H145V152H144ZM190 153H191V152H190ZM206 153H207V152H206ZM237 153H236V155H237ZM19 154H20V153H19ZM167 154H168V153H167ZM169 154H172V155H173L174 153L171 152V153H169ZM169 154H168V157H169ZM176 154H177V153H176ZM79 155H80V156H79ZM101 155H102V154H101ZM110 155H112V154H110ZM137 155H138V154H137ZM197 155L199 156V154H197ZM206 155H207V154H206ZM236 155H235L234 159L236 158ZM240 155H239V156H240ZM246 155H247V156H246ZM21 156H22V154H21ZM29 156H30V155H29ZM78 156H79L80 158L83 157V156L81 157V154H78ZM113 156H116V155H113ZM146 156H147V155H146ZM174 156L176 157V155H173L171 158H174V159H175ZM198 156H197V157H198ZM239 156H238V158H239ZM243 156H244V155H243ZM18 157H19V156H18ZM24 157H26V156H24ZM116 157H117V156H116ZM152 157H153V156H152ZM168 157H167V158H168ZM248 157H249V156H248ZM56 158H57V157H56ZM124 158H125V157H124ZM191 158H192V156H191ZM198 158L200 159V157H198ZM250 158H251V157H250ZM0 159H1V158H0ZM43 159H45V158H43ZM54 159H55V158H54ZM114 159H116V158H114ZM122 159H123V158H122ZM126 159H127V158H126ZM134 159H135V158H134ZM142 159H143V158H142ZM168 159H169V158H168ZM201 159H203V158L201 157ZM201 159H200V160H201ZM207 159H208V158H207ZM239 159H240V158H239ZM25 160H26V159H25ZM51 160H52V159H51ZM62 160H63V158H62ZM123 160H124V159H123ZM165 160H166V158H165ZM176 160H177V159H176ZM245 160H247V159H245ZM57 161H58V160H57ZM64 161H65V160H64ZM114 161H115V160H114ZM229 161H230V160H229ZM233 161H234V160H233ZM58 162H59V161H58ZM252 162H253V161H252ZM30 163H31V162H30ZM175 163H176V162H175ZM180 163H181V162H180ZM203 163H204V161H203ZM25 164H26V163H24V166H25ZM54 164H55V163H54ZM155 164H156V163H155ZM160 164H161V163H160ZM164 164H165V163H164ZM177 164H178V163H177ZM27 165H28V164H27ZM34 165H36V164H34ZM171 165H172V163H171ZM200 165H201V163H200ZM234 165H235V164H234ZM234 165H233V166H234ZM239 165H241V164H239ZM243 165H246V164H243ZM59 166H60V165H59ZM105 166H106V165H105ZM175 166H177V165H175ZM175 166H174V167H175ZM247 166H248V165H247ZM179 167H180V166H179ZM187 167H188V166H187ZM248 167H249V166H248ZM253 167H254V166H253ZM56 168L58 169V167H56ZM140 168H141V167H140ZM243 168H244V167H243ZM243 168L241 167V169H243ZM57 169H56V171H57ZM76 169H77V168H76ZM255 169H256V168H255ZM263 169H264V168H263ZM263 169H261V170L263 171ZM32 170H33V169H32ZM52 170H53V169H52ZM52 170H51V172H52ZM72 170H73V169H72ZM205 170H206V169H205ZM250 170H251V165H250ZM27 171H28V170H27ZM127 171H128V170H127ZM165 171H166V170H165ZM240 171H241V170H240ZM125 172H126V171H125ZM223 172H224V171H223ZM230 172H232V171H230ZM235 172H236V171H235ZM235 172H234V174L236 175L237 172H236V173H235ZM49 173H50V172H49ZM53 173H54V170H53ZM67 173H68V172H67ZM127 173H128V172H127ZM184 173H185V172H184ZM224 173H225V172H224ZM45 174H46V173H45ZM47 174H48V172H47ZM55 174H56V173H54V176H55ZM57 174H58V171H57ZM158 174H159V172H158ZM210 174H211V173H210ZM48 175H49V174H48ZM125 175H126V173H125ZM174 175H176V174H174ZM177 175H178V173H177ZM225 175H226V173H225ZM228 175H229V173H228ZM45 176H46V175H45ZM45 176H44V178H45ZM57 176H58V175H57ZM57 176H56V177H57ZM95 176H96V175H95ZM98 176H99V175H98ZM147 176H148V175H147ZM178 176H179V175H178ZM213 176H214V175H213ZM230 176H231V175H230ZM230 176H228V177H230ZM246 176H247V175H246ZM259 176H261V175H259ZM56 177H55V178H56ZM83 177H84V176H83ZM83 177H82V178H83ZM175 177H177V176H175ZM203 177H204V175H203ZM231 177L233 178V176H231ZM242 177H243V174H242ZM262 177H263V176H262ZM110 178H111V177H110ZM114 178H115V177H114ZM219 178H220V177H219ZM221 178H222V177H221ZM253 178H254V177H253ZM260 178H261V177H260ZM107 179H108V178H107ZM117 179H118V178H117ZM129 179H130V178H129ZM215 179H217V178L215 177ZM228 179H229V178H228ZM254 179H255V178H254ZM263 179H264V178H263ZM56 180H57V179H56ZM118 180H119V179H118ZM177 180H179V179H177ZM204 180H205V177H204ZM219 180H221V179H219ZM230 180L232 181V179H230ZM230 180H229V181H230ZM234 180H235V179H234ZM252 180H253V179H252ZM106 181H107V180H106ZM205 181H206V180H205ZM224 181H225V180H224ZM57 182H58V181H56V183H57ZM79 182H80V181H79ZM79 182H78V183H79ZM178 182H180V180H179ZM200 182H201V181H200ZM217 182H218V181H217ZM245 182H246V181H245ZM253 182H255V181L253 180ZM104 183H105V182H104ZM180 183H181V182H180ZM182 183H183V182H182ZM188 183H189V182H188ZM188 183H187V184H188ZM195 183H196V182H195ZM198 183H199V182H197L196 184L198 185ZM206 183L208 184L209 182H206ZM206 183L201 182V184L199 183L200 185H198V187L203 189V186H204V185H205V187L207 186ZM231 183L234 184L235 182H234V183L231 182ZM231 183H230V185H231ZM54 184H55V182H54ZM57 184H58V183H57ZM57 184H56V186H57ZM79 184H81V183H79ZM108 184H109V183H108ZM184 184H185V183H184ZM213 184H214V183H213ZM213 184H212V185H213ZM217 184H218V183H216V186H217ZM252 184H253V183H252ZM252 184H250V185H252ZM262 184H263V183H262ZM58 185H60V184H58ZM84 185H85V184H84ZM100 185H101V184H100ZM100 185H98V186H100ZM235 185H236V184H235ZM242 185H243V184H242ZM103 186H104V185H103ZM103 186H100V188H102ZM191 186H192V185H191ZM213 186H215V185H213ZM79 187H80V186H79ZM89 187H90V186H89ZM192 187H193V186H192ZM205 187H204V188H205ZM209 187H211V186L208 184V186H207L206 189H208ZM234 187H235L234 185H233V187L231 186V189H233ZM242 187H243V186H242ZM250 187L253 188V186H249V188H250ZM108 188H109V187H108ZM112 188H113V187H112ZM182 188H183V187H182ZM213 188H214V187H213ZM213 188H209L208 190L213 189ZM236 188H237V186H236ZM236 188H235V190H236ZM263 188H264V186L262 185V191H261V190H259V191L264 192V189H263ZM57 189H58V188H57ZM109 189H110V188H109ZM147 189H148V188H147ZM178 189H179V188H178ZM185 189H187V188H185ZM202 189H201V190H202ZM206 189H205V190H206ZM219 189H220V188H219ZM250 189H251V188H250ZM111 190H112V189H111ZM197 190H198V189H197ZM201 190H200V191H201ZM203 190H204V189H203ZM205 190H204V191H205ZM239 190H240V189H239ZM200 191H199V192H200ZM204 191H202V192H204ZM210 191H214V190H210ZM210 191H209V192H210ZM227 191H228V190H227ZM231 191L234 192V193L236 192V191H233V190H231ZM259 191L257 192V195L259 196V194H260L261 197H262V195L264 196V193L261 194ZM58 192H60V191H58ZM83 192H84V191H83ZM144 192H146V191H144ZM205 192H206L205 195L208 196L207 193H209V192H207V190H206ZM205 192H204V193H205ZM237 192H238V191H237ZM240 192H241V191H240ZM65 193H66V192H65ZM148 193H149V192H148ZM148 193H147V194H148ZM222 193H223V192H222ZM258 193H259V194H258ZM50 194H51V193H50ZM210 194H211V192H210ZM224 194H225V193H224ZM243 194H244V192H243ZM245 194H246V193H245ZM245 194H244V195H245ZM249 194H250V193H249ZM45 195H46V194H45ZM48 195H49V194H48ZM48 195H47V197H49ZM115 195H117V194H115ZM194 195L197 196L196 194H194ZM211 195H212V194H211ZM257 195H256V196H257ZM231 196H232V195H231ZM233 196H234V195H233ZM50 197H51V196H50ZM180 197H181V196H180ZM211 197H212V196H211ZM224 197H225V196H224ZM252 197H253V196H252ZM261 197H260V198H261ZM181 198H182V197H181ZM189 198H190V196H189ZM193 198H194V197L192 196L191 199H193ZM204 198H206V197L204 196ZM262 198H264V197H262ZM230 199H231V201H232L233 197L230 198ZM234 199H236V198H234ZM234 199H233V202L235 201ZM241 199H242V198H241ZM158 200H159V198H158ZM195 200H196V198H195ZM259 200H261V199H259ZM262 200H263V199H262ZM136 201H137V200H136ZM193 201H194V199H193ZM193 201L191 202V200H190V201H188V203H189V202L193 203ZM196 201H197V200H196ZM210 201H211V200H210ZM233 202H232V203H233ZM235 203H236V202H235ZM249 203H250V201H249ZM222 204H223V203H222ZM233 204H234V203H233ZM26 206H27V205H26ZM63 207H64V206H63ZM63 207H62V209H63ZM251 207H253V206H251ZM64 208H65V207H64ZM211 208H213V207H211ZM222 209H223V208H222ZM228 210H229V209H228ZM259 210H260V209H259ZM64 211H65V210H64ZM218 211H219V210H218ZM250 211H251V210H250ZM256 211H257V210H256ZM262 211H263V210H261V211H259V212L261 213ZM216 212H217V211H216ZM23 213H24V212H23ZM213 213H214V212H213ZM219 213H220V212H219ZM226 213H227V212H226ZM260 213H259V215H260ZM251 214H252V213H251ZM262 214H264V212H263ZM216 216H217V214H216ZM254 216H256V215H254ZM257 216H258V215H257ZM261 217H262V216H261ZM10 218H11V217H10ZM216 218H217V217H216ZM219 218H220V216H219ZM222 219H223V218H222ZM258 219H259V218H258ZM261 219L264 220V218H261ZM23 221H25V220H23ZM220 222H221V221H220ZM214 223H215V222L213 221V224H214ZM227 223H228V222H227ZM211 224H212V223H211ZM213 224H212V225H213ZM218 224H219V223H218ZM214 225H215V224H214ZM216 225H217V224H216ZM133 226H134V225H133ZM246 226H247V225H246ZM249 226H250V225H249ZM225 227H226V226H225ZM250 227H254V228H255V226H253V225L250 226ZM250 227H248V226L246 227V231L248 230V231H247V232H248V233H247V236H249V237L252 236L251 234H252V233L254 232V230H255V229L250 228ZM114 228H115V226H114ZM219 228H220V226H219ZM230 228H232V227H230ZM248 228H250V229H248ZM108 229H109V228H108ZM110 229H111V228H110ZM116 229H117V228H116ZM252 229H253V232L250 233L249 231H252ZM215 230H216V229H215ZM222 230H223V229H222ZM222 230H221V231H222ZM258 230H260V228H259ZM258 230H257V231H258ZM101 231H102V230H101ZM108 231H109V230H108ZM217 231H218V230H217ZM257 231H256V234H257L258 236L261 235V234H258V233H261V232H258V233H257ZM219 232H220V230H219ZM106 233H108V232H106ZM224 233H225V231H224ZM214 234H215V233H214ZM214 234H213V237H216V236H214ZM221 234H222V233H221ZM241 234H242V233H241ZM249 234H250L251 236H250ZM38 235H39V234H38ZM53 235H54V234H53ZM53 235H52V237H53ZM108 235H109V234H108ZM110 235H111V234H110ZM217 235H218V234H217ZM253 235H255V234L253 233ZM257 235H256L255 238H258ZM112 236H113V235H112ZM206 236H207V235H206ZM245 236H246V235H245ZM55 237H56V236H55ZM113 237H114V236H113ZM213 237H212V238H213ZM223 237H224V236H223ZM249 237H248V238H249ZM259 237H260V236H259ZM205 238H206V237H205ZM218 238H219V237H218ZM253 238H254V237L252 236V237H251V240H252ZM255 238H254V239H255ZM213 239H214L215 241L217 240V238H216V239L213 238ZM219 239H220V238H219ZM254 239L252 240L253 242H254ZM260 239H261V238H260ZM260 239H259V240H260ZM259 240H258V239H257V240L255 239V242H256V241L261 242V241H259ZM211 241H212V240H211ZM221 242H222V241H221ZM206 244H207V243H206ZM251 244H252V243H251ZM256 244H257V243H255V245L252 244V245H254V246H253L254 249L256 248ZM110 245H111V244H110ZM248 245H250V244H248ZM252 245H250V246H252ZM207 246H208V245H207ZM260 246H262V245H260ZM32 247H33V246H32ZM209 247H210V246H209ZM225 247H226V246H225ZM246 247H247V245H246ZM257 247H258V246H257ZM149 248H150V247H149ZM205 248H207V247H205ZM210 248H211V247H210ZM247 248L249 249V247H247ZM31 249H32V248H31ZM207 249H209V248H207ZM212 249H213V247H212ZM225 249H226V248H225ZM256 249H257V248H256ZM256 249H255V250H256ZM259 249H260V248H259ZM250 250H251V247H250V249H249V252H250ZM202 251L204 252L205 249H204V250L202 249ZM209 251H210V250H209ZM219 251H220V250H219ZM33 252H34V251H33ZM35 252H36V251H35ZM35 252H34V253H35ZM210 252H211V251H210ZM210 252H207V253H210ZM247 252H248V251H247ZM259 252H261V249L259 250ZM82 253H83V252H82ZM222 253H223V252H222ZM204 254H205V253H204ZM248 254H249V253H248ZM259 254H260V253H259ZM176 255H177V254H176ZM207 256H208L207 258H205L206 255H205V257L202 256V257H204V258H202V259H205V260H202V259H201V261H205V262H201V264H202V263H203V264H209V263H211V262L213 263V260H212V261H209V257L211 256V254H209V255L207 254ZM259 256H262V255H259ZM263 256H264V255H263ZM31 257H33V255H32ZM220 257H221V256H220ZM220 257H218V258L220 259ZM173 258H174V257H173ZM212 258H213V255H212ZM218 258H217V259H218ZM257 258H258V257H257ZM207 259H208V260H207ZM213 259H214V258H213ZM249 259H250V258H249ZM214 260H215V259H214ZM246 260H247V259H246ZM208 261H209V262H208ZM217 261H218V260H217ZM263 261H264V260H263ZM29 262H30V261H29ZM207 262H208V263H207ZM214 262H215V261H214ZM218 262H219V261H218ZM222 262H223V261H222ZM215 263H216V262H215ZM220 263H221V261H220ZM263 263H264V262H263ZM170 264H172V262H171ZM213 264H214V263H213ZM216 264H217V263H216Z\"/></svg>",
	"mask_w": 264,
	"mask_h": 264
}]
</instances>
